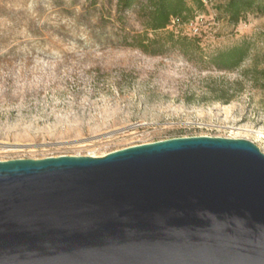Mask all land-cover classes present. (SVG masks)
Returning a JSON list of instances; mask_svg holds the SVG:
<instances>
[{"label":"rangeland","instance_id":"obj_1","mask_svg":"<svg viewBox=\"0 0 264 264\" xmlns=\"http://www.w3.org/2000/svg\"><path fill=\"white\" fill-rule=\"evenodd\" d=\"M93 1L0 0V161L97 157L199 135L243 138L264 153L260 90L244 81L228 104L201 98L205 77L241 79L252 55L264 52V15L232 23L223 11L228 0H204L200 9L187 0L192 18L176 27L178 36L195 39L204 54L243 41L251 47L238 69L204 71L197 51L149 55L122 46L116 19L126 32L141 31L140 20L118 12L115 0ZM196 18L200 34L192 36Z\"/></svg>","mask_w":264,"mask_h":264},{"label":"water","instance_id":"obj_2","mask_svg":"<svg viewBox=\"0 0 264 264\" xmlns=\"http://www.w3.org/2000/svg\"><path fill=\"white\" fill-rule=\"evenodd\" d=\"M0 264H264V153L199 135L0 161Z\"/></svg>","mask_w":264,"mask_h":264},{"label":"trees","instance_id":"obj_3","mask_svg":"<svg viewBox=\"0 0 264 264\" xmlns=\"http://www.w3.org/2000/svg\"><path fill=\"white\" fill-rule=\"evenodd\" d=\"M203 1L192 0V3L196 9H200ZM95 4L96 0L91 3L92 6ZM115 6L121 14L129 10L134 11L140 20L141 31L126 32L123 22L116 19L120 23V29L119 34L116 33L115 36L122 46L132 47L149 55H162L166 48L174 47L184 56L197 51L195 63L204 71L232 72L250 57L251 47L246 41L224 50L204 54L195 39L178 36L175 33L176 27L187 25L192 18L193 9L187 4V0H115ZM223 11L230 22L236 23L249 12L264 15V0H228L223 6ZM173 19H177L178 23L172 24ZM240 76L241 79L234 81L211 75L205 77V93L201 98L228 104L245 90L244 81H249L252 87L264 95V52L254 53L251 64L242 70Z\"/></svg>","mask_w":264,"mask_h":264},{"label":"built area","instance_id":"obj_4","mask_svg":"<svg viewBox=\"0 0 264 264\" xmlns=\"http://www.w3.org/2000/svg\"><path fill=\"white\" fill-rule=\"evenodd\" d=\"M199 20H201V19L196 18V21H197V22H196L195 24H193L192 22L189 23V25H190L189 30H190L193 34H198V32H199ZM171 23H172V24H177V23H178V20H177V19H173V20L171 21Z\"/></svg>","mask_w":264,"mask_h":264},{"label":"bare ground","instance_id":"obj_5","mask_svg":"<svg viewBox=\"0 0 264 264\" xmlns=\"http://www.w3.org/2000/svg\"><path fill=\"white\" fill-rule=\"evenodd\" d=\"M259 134V133H258ZM261 137H263L264 138V135H262ZM10 148H12V147H9V149ZM7 149V148H6ZM88 156H93V157H95L94 155H88Z\"/></svg>","mask_w":264,"mask_h":264}]
</instances>
